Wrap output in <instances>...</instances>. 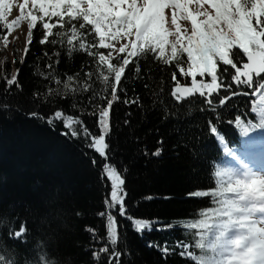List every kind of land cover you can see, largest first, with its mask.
I'll use <instances>...</instances> for the list:
<instances>
[{
	"label": "trees",
	"instance_id": "trees-1",
	"mask_svg": "<svg viewBox=\"0 0 264 264\" xmlns=\"http://www.w3.org/2000/svg\"><path fill=\"white\" fill-rule=\"evenodd\" d=\"M0 34L7 35V32L0 29ZM41 37L38 26L26 56L17 51L3 55L0 41V245L14 246L7 232L19 217L27 221L29 227L24 243L16 246L21 258L29 255L28 249L40 254L43 248L51 249L52 256L63 264H97L92 250L99 245H95L86 229L105 235V221L97 215L105 211L104 199L110 192V182L100 178L105 161L86 146L83 136L61 135L67 131L62 121H55L53 127L47 120L56 110H62L66 115L82 119L89 130L98 135L96 117L87 113L92 110L89 97L93 93L103 94V86L94 76L90 92L43 99L47 89L58 87L40 75L49 71L46 67L49 62L53 63V74L62 80L77 73L83 80V72L94 71V64L83 52L69 54L64 44L40 45ZM235 51L241 53L234 58L240 62L242 50ZM45 52L48 57L44 56ZM56 52L60 53L59 63L53 55ZM22 57L24 62L20 63ZM184 59H187L186 54ZM244 61L243 57L238 63L241 70ZM139 63L138 77L134 65L126 70L123 86L127 95L120 92V100L113 106L112 130L107 137L108 162L125 180L129 215L159 224H154L152 231L139 234L130 221L120 217L116 210L112 212L118 221L120 264H194L182 258L180 249L174 247L182 241L189 244L193 254H201L193 246L196 230H186L182 222L205 219L201 212L221 207L220 201L224 199L236 198L228 191L230 173L226 161L232 159L241 165L242 154L264 142V127L259 126L258 111L249 114L258 107L259 94L254 98L234 97L227 107L218 110L220 118L217 119L216 112L207 110L199 94L180 103L170 97L169 92L177 81L179 85L192 87V78L181 76L174 63L163 65L151 55L141 58ZM220 68L223 71L222 65ZM17 69L19 87L14 85L5 91L3 77ZM172 72L177 73L176 81L171 79ZM224 76L227 82L228 74ZM196 79L209 81L208 76L198 75ZM59 87L63 91L62 86ZM237 90L233 85V91ZM135 97L140 98V106L123 103L124 99ZM213 98L218 102V97ZM93 103L104 102L94 100ZM202 108L205 110L201 111ZM238 116L240 126L236 124ZM209 120L217 127L219 135L210 133ZM241 127L248 128L246 136ZM161 140L162 145L158 143ZM160 147L163 148L161 155L152 156ZM93 159L97 161L95 165ZM231 183L233 186L232 179ZM198 190L216 192L217 196H189ZM208 223H212L210 218ZM160 225L174 227L156 231ZM149 242L161 246L166 242L172 254L163 257L157 249L147 246ZM101 264H107L106 258H102Z\"/></svg>",
	"mask_w": 264,
	"mask_h": 264
},
{
	"label": "snow or ice",
	"instance_id": "snow-or-ice-1",
	"mask_svg": "<svg viewBox=\"0 0 264 264\" xmlns=\"http://www.w3.org/2000/svg\"><path fill=\"white\" fill-rule=\"evenodd\" d=\"M14 12L18 14L13 15ZM24 23L27 24L24 56L33 42L34 29L39 26L42 32L38 41L40 45L64 44L69 54L83 52L94 64V71L83 72L85 79L80 80L77 73L62 80L53 74V63L49 62L46 65L49 71L40 72V75L58 87L47 89L43 99L52 95L62 97L66 93L90 92L94 76L103 86V94L93 93L89 97L92 110L87 113L96 117L98 135L93 134L82 119L66 115L62 110H56L47 120L53 127L55 121H62L67 131L61 135L83 136L87 141L86 146L105 161L100 178L101 181L110 182V192L104 199L105 211L97 213L105 221V235L100 236L92 228L86 229L91 233L95 245H99L92 250L97 264H101L102 258H106L107 264H120L122 253L117 250L118 221L112 214L114 210L130 221L133 230L139 234L145 230L152 231L153 225L159 224L158 221L129 215L125 203V180L117 168L108 162L107 137L112 130L111 113L114 104L120 100L119 93L127 95L123 81L130 65L135 66L138 77L141 71L139 60L148 55L163 65L174 63L181 76L192 78V87H180L177 81L176 87L169 92L170 97L180 103L198 93L207 110L216 112L217 119L220 118L218 110L227 107L234 97L254 98L259 94V105L249 114L258 111L259 126L264 127V0H0V29L11 35L20 30ZM8 35L0 34L4 48L9 43ZM15 39H19V36ZM236 49L242 50L240 62L234 59L241 54ZM53 55L57 58L55 62L59 63L60 53ZM44 56L48 57V53L45 52ZM243 57L247 58V62L242 63L244 70L241 71L238 63L243 61ZM23 62L22 57L20 63ZM225 73L229 77L227 82ZM18 74L19 69L10 76L5 74V91L14 85L19 87ZM198 75L201 78L210 77L211 82H198ZM176 77L177 73L172 72L171 79L176 81ZM233 85L237 91H233ZM242 88L248 91L239 90ZM221 92L225 94L221 95ZM36 95L39 96V93ZM213 97H218V102ZM94 100L104 103H93ZM123 103L140 106V98H126ZM208 124L210 133L219 135L211 120ZM236 124L241 125V117L236 118ZM249 126L256 127L255 124ZM241 132L246 136L248 128L241 127ZM158 143L162 145L163 141ZM162 151V147L157 148L151 155L159 157ZM92 163L95 165L97 161L93 159ZM234 175L243 177L236 179L235 187L230 177L228 191L235 194V199H224L220 201L221 207L201 212L205 219L182 222L186 230H196L193 234L197 239L193 246L201 253L193 254L189 244L178 241L174 247L180 249L182 258L194 264H264V178L247 169ZM189 196L215 198L217 193L198 190L189 193ZM209 218L211 224L208 223ZM172 227L174 225H160L155 230L166 231ZM28 234L27 221L17 217L7 232L14 246L0 245V264H63L52 256L51 249L41 248L40 254L28 249L29 255L21 258L16 246L23 244ZM147 246L157 249L163 257L172 254L166 242L163 246L149 242Z\"/></svg>",
	"mask_w": 264,
	"mask_h": 264
},
{
	"label": "rangeland",
	"instance_id": "rangeland-1",
	"mask_svg": "<svg viewBox=\"0 0 264 264\" xmlns=\"http://www.w3.org/2000/svg\"><path fill=\"white\" fill-rule=\"evenodd\" d=\"M205 7H208V5H205ZM168 12V10H166V13ZM18 14V12H14L13 15ZM183 23V22H182ZM26 33H27V24L24 23L22 25V28L16 32H13L11 35H8V46L7 48L3 47V41L1 42V48H2V52L3 55H10L15 53V51H17L18 53H22L23 52V48H24V41L26 39ZM19 36V39H15L16 36ZM170 40L172 39L171 37L169 38ZM168 53H170V50H168ZM251 160H248V163L244 164V167L242 169H239L237 166L235 165H231L230 170L232 173L233 178L236 179H242L243 177L241 176H237L234 175V173H243L245 172V170L247 169L248 171H250L251 173H254L256 176H259L261 178H264V170H258L253 163L250 162Z\"/></svg>",
	"mask_w": 264,
	"mask_h": 264
},
{
	"label": "water",
	"instance_id": "water-1",
	"mask_svg": "<svg viewBox=\"0 0 264 264\" xmlns=\"http://www.w3.org/2000/svg\"><path fill=\"white\" fill-rule=\"evenodd\" d=\"M246 58V57H245ZM246 61H247V58H246Z\"/></svg>",
	"mask_w": 264,
	"mask_h": 264
}]
</instances>
